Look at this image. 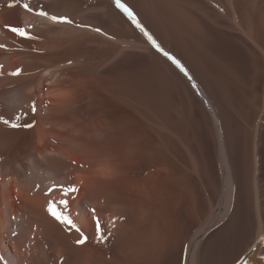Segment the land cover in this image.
<instances>
[{
  "label": "bare ground",
  "instance_id": "obj_1",
  "mask_svg": "<svg viewBox=\"0 0 264 264\" xmlns=\"http://www.w3.org/2000/svg\"><path fill=\"white\" fill-rule=\"evenodd\" d=\"M122 2L144 31L115 0H0V116L34 123L0 122V264H201L264 180V0Z\"/></svg>",
  "mask_w": 264,
  "mask_h": 264
},
{
  "label": "rangeland",
  "instance_id": "obj_2",
  "mask_svg": "<svg viewBox=\"0 0 264 264\" xmlns=\"http://www.w3.org/2000/svg\"><path fill=\"white\" fill-rule=\"evenodd\" d=\"M201 5L203 4H197ZM192 126V131L198 130ZM213 178L218 185L220 177L215 160ZM258 184L257 194L253 187L242 190L236 200L233 216L207 232L198 249L201 264H264V180ZM220 188L210 192L213 211L220 210L224 204L222 187ZM256 195L260 203L259 212H256L255 207ZM194 230L197 228L192 229L191 238Z\"/></svg>",
  "mask_w": 264,
  "mask_h": 264
},
{
  "label": "snow or ice",
  "instance_id": "obj_3",
  "mask_svg": "<svg viewBox=\"0 0 264 264\" xmlns=\"http://www.w3.org/2000/svg\"><path fill=\"white\" fill-rule=\"evenodd\" d=\"M115 3H116V6L118 8L123 9V11L127 13L129 18L132 19L136 23V26L138 28H140L141 31H144L143 25H141L139 20H137L136 14L133 12V10L130 7H128L126 5V3L122 2V0H115ZM24 7L26 9H28V11H30V12L33 11V9L28 4H25ZM37 15H39L41 17L49 18L52 21L57 22V23H60V22L71 23L72 22L67 16L51 15L50 13H48L47 11H44V10H40L39 12H37ZM11 30L14 33H16L22 37L31 38L30 33L24 27H12ZM145 35H148V33L145 32ZM148 38L150 40H152V37L150 35L148 36ZM152 42H153L155 47L160 49V45L156 44L155 40H153ZM0 47H3V45H0ZM160 50L163 51V49H160ZM164 54L166 56L168 55L167 52H165ZM169 59H172L173 62L176 63L178 66H180L181 69L183 70V65L180 64L179 60H176L175 57H171V56H169ZM185 72H186V70H185ZM19 74H20L19 69H17V71L15 73H13V75H19ZM31 111L33 113L36 111V108L34 105L32 106ZM27 115H28V113H21L20 115H16L13 118H4V117L0 116V122H2L4 125H6L8 127L14 128V129L15 128H21V127L32 128V127H34V123H31V122H26L24 124L20 123V120L23 119L24 117H26ZM67 191L69 193H75V192H78L79 189L74 187V186H69ZM61 202L67 203V201H61ZM49 211L54 216V218L56 220H58L59 222H61L62 224L70 225L72 228H75L78 232L80 231L79 228L77 227L76 223L74 222V220L70 216L65 215L64 213L57 211L55 205H51L49 207ZM93 212H95V209H93ZM96 223H97V228L100 229L101 222H100L99 218H97ZM105 238H106V236H105L103 230L100 229V239L104 240ZM86 240H87V237H83L82 239H78L76 241V243L82 245L86 242Z\"/></svg>",
  "mask_w": 264,
  "mask_h": 264
}]
</instances>
